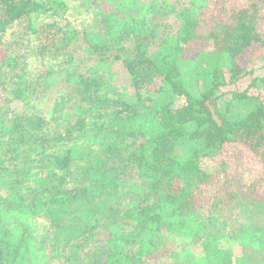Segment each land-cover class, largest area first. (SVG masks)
<instances>
[{
    "label": "trees",
    "instance_id": "16d2710c",
    "mask_svg": "<svg viewBox=\"0 0 264 264\" xmlns=\"http://www.w3.org/2000/svg\"><path fill=\"white\" fill-rule=\"evenodd\" d=\"M232 2L0 0V212L15 214L0 216V264H191L216 247L202 211L234 240L257 229L264 264V215H222L264 198V55L240 66L264 47V0ZM195 39L212 45L186 58ZM34 214L56 240L22 222Z\"/></svg>",
    "mask_w": 264,
    "mask_h": 264
},
{
    "label": "rangeland",
    "instance_id": "374dc122",
    "mask_svg": "<svg viewBox=\"0 0 264 264\" xmlns=\"http://www.w3.org/2000/svg\"><path fill=\"white\" fill-rule=\"evenodd\" d=\"M241 0H233L232 4H236L240 2ZM201 29V28H200ZM206 31V30H204ZM213 30L207 29L205 35H207L209 32L212 33ZM203 31H200V33ZM207 37V38H208ZM211 43L206 41V40H193V41H188L184 56L186 58L198 55L200 51L203 50H209L211 47ZM264 55V47H253L250 50H248L244 55L240 58V66L245 70V72L249 70H254L255 67L261 66L260 63V58ZM260 63V64H259ZM211 68V67H210ZM208 66L205 68V70L210 69ZM182 69V74L187 78V80H192L194 78L193 72H189L190 69L184 67ZM114 73L112 76V81L117 88L119 87L120 92L122 93L123 89H127L126 85L127 83V78L126 75L120 72L119 68L117 67L116 69L114 68ZM189 72V75H188ZM202 72V71H201ZM255 77L259 76L258 72H255L253 75ZM248 77L246 83H244L243 86H246V84H249L250 79L253 77ZM203 77V75H202ZM201 77V78H202ZM200 77L195 78L194 81H190V84L192 88L197 90L198 92H203L204 90L207 89V85H203L202 82L206 81V79H200ZM194 86V87H193ZM201 86V87H200ZM242 83L239 85V89L242 90L243 87ZM123 87V88H122ZM252 94L254 96H257L259 102L264 103V88L262 84H259L257 88H255L252 91ZM165 96V97H164ZM175 96L171 97L169 94L163 95V98L161 101L163 103L169 102L173 104V106L180 105L182 103V99L180 100L179 98H174ZM172 106V107H173ZM255 106V105H254ZM247 108V107H246ZM252 108V107H250ZM249 109V108H248ZM228 163V166L231 171H235V174H238L242 172L241 166H240V159L237 156H226L225 157ZM237 160H233V159ZM225 160V161H226ZM218 169V165L215 163L214 168H213V173H215ZM243 183H245L247 186L249 185V182L247 178H243ZM256 181H251V183H254ZM252 184L249 185L251 187ZM243 188V187H242ZM262 188V186H261ZM245 189V188H244ZM248 191V190H247ZM248 193H250L248 191ZM259 193L253 194L254 198H257ZM245 195V194H244ZM243 194L239 195L242 198H245ZM238 197H234V201ZM253 198V197H252ZM249 200H252L250 197L248 198ZM242 203V204H241ZM259 203H257V206H254L253 204H250L245 201V199H241V201L236 205L232 207V205L227 206L223 212V216H226L228 220H232L234 223H239L240 220L247 218V220L244 221V223L248 224L252 222L254 217L264 215V198L263 201L259 200ZM259 205V206H258ZM204 213L202 211L201 215ZM199 214V217L203 218V222L205 223L204 225V235L207 238L210 237V244L215 245L216 247L214 249H209V250H204L203 247H199L193 251L194 256L192 257L191 264H260L258 261V257L256 251L258 248H261L262 246L258 242L257 238V229H253V233H247V235L243 236L242 238L238 240H234V230L236 228H233L232 225H226L223 223V218H220L219 221L213 222L210 221L206 215L202 217ZM0 216L3 217L4 220H11L12 218H15V214L12 211H8L5 209V212H0ZM34 216L33 219H29L28 217L25 218L22 216L21 220L24 224H26L31 230H33V234L39 238V239H48L49 241L54 240L55 238L53 235H49L47 231L45 230V226L47 225V221L43 218H40L37 214L31 215ZM30 216V217H31ZM242 222V221H241ZM240 224V223H239ZM240 227V225H238ZM256 228V227H255ZM250 229V228H249ZM64 238L62 235L60 236ZM56 240V239H55ZM208 241V240H207ZM212 248V247H211ZM59 257H56L53 259V262L55 264H59L58 261ZM257 262H254V261Z\"/></svg>",
    "mask_w": 264,
    "mask_h": 264
}]
</instances>
